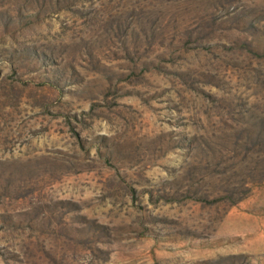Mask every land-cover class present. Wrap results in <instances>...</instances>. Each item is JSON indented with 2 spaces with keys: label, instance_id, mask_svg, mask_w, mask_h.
Returning a JSON list of instances; mask_svg holds the SVG:
<instances>
[{
  "label": "rangeland",
  "instance_id": "374dc122",
  "mask_svg": "<svg viewBox=\"0 0 264 264\" xmlns=\"http://www.w3.org/2000/svg\"><path fill=\"white\" fill-rule=\"evenodd\" d=\"M0 264H264V0H0Z\"/></svg>",
  "mask_w": 264,
  "mask_h": 264
}]
</instances>
